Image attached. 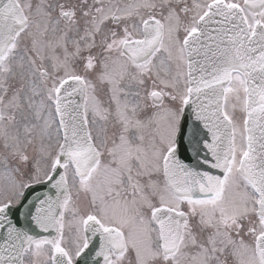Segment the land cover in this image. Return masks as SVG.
<instances>
[{
    "label": "snow or ice",
    "instance_id": "6c2138e0",
    "mask_svg": "<svg viewBox=\"0 0 264 264\" xmlns=\"http://www.w3.org/2000/svg\"><path fill=\"white\" fill-rule=\"evenodd\" d=\"M0 264H264V0H0Z\"/></svg>",
    "mask_w": 264,
    "mask_h": 264
}]
</instances>
